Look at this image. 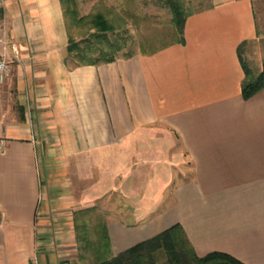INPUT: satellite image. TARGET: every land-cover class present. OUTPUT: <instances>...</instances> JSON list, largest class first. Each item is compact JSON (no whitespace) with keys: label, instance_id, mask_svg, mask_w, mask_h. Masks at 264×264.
Instances as JSON below:
<instances>
[{"label":"crops","instance_id":"1","mask_svg":"<svg viewBox=\"0 0 264 264\" xmlns=\"http://www.w3.org/2000/svg\"><path fill=\"white\" fill-rule=\"evenodd\" d=\"M254 30L251 0H218L188 16L184 43L72 66L62 0H6L0 264H60L74 210L110 192L115 251L179 222L201 255L264 264V87L244 98L239 56ZM124 192L147 197L131 222Z\"/></svg>","mask_w":264,"mask_h":264},{"label":"rangeland","instance_id":"2","mask_svg":"<svg viewBox=\"0 0 264 264\" xmlns=\"http://www.w3.org/2000/svg\"><path fill=\"white\" fill-rule=\"evenodd\" d=\"M184 1L188 11H196L209 7L218 0ZM63 7L68 35L73 40V45L92 48L90 52L84 51L85 60L87 56L91 59H105L150 52L179 38L172 22V11L166 0H63ZM251 7L254 35L241 43V54L252 73L256 74L262 69L264 62V0H251ZM98 15L106 17L113 25V29L108 31L98 29L93 21ZM66 58L72 65L82 60L76 50L68 51ZM151 175L146 173L144 177ZM148 181L141 182L145 188L138 190L139 193L153 192L152 188H148L152 182ZM88 183L85 182L86 185ZM90 183L93 184L92 181ZM134 183L135 186L140 181L135 180ZM78 184L82 190L84 182L80 180ZM128 194L124 192L121 198L124 209L122 215L124 221L131 222L132 214L126 210H130L132 204L140 205V202L147 197H132ZM97 199L90 206L75 209L72 217L68 219L70 223L66 231H69V237L58 241L60 251L56 250L62 256L60 264H96L105 256L116 255L154 236L140 240L123 250L115 251L108 222L111 217L120 216L115 211L120 200L114 192ZM116 202L117 207H115ZM156 264H169L165 251L156 252Z\"/></svg>","mask_w":264,"mask_h":264},{"label":"trees","instance_id":"3","mask_svg":"<svg viewBox=\"0 0 264 264\" xmlns=\"http://www.w3.org/2000/svg\"><path fill=\"white\" fill-rule=\"evenodd\" d=\"M166 3L172 11V22L179 36L175 42L184 43L186 20L195 10L188 11L184 0H166ZM93 21L95 26L100 30L108 31L113 29V25L102 15L96 16ZM69 42L68 51L71 52L76 50L77 54L82 59L74 65L110 62L117 58L91 59L87 56V60H85L86 54L84 51L90 52L92 48L89 46L82 48L73 45V40L70 36ZM241 48L242 44L239 46L240 60L245 71V77L242 82V93L244 98H249L264 87V62L262 64V69L258 73H252L242 57ZM66 62L72 65L68 62L67 58ZM157 251H165L168 256L169 264H247L226 251L213 250L203 255L199 254L189 239L184 227L179 222L116 255L103 257L96 264H156Z\"/></svg>","mask_w":264,"mask_h":264},{"label":"built area","instance_id":"4","mask_svg":"<svg viewBox=\"0 0 264 264\" xmlns=\"http://www.w3.org/2000/svg\"><path fill=\"white\" fill-rule=\"evenodd\" d=\"M6 0H0V6L4 5ZM11 65L9 60L4 56H0V78L7 76L11 72ZM33 264H38L37 260H34Z\"/></svg>","mask_w":264,"mask_h":264}]
</instances>
